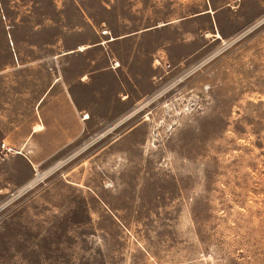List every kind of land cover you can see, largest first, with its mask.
Returning <instances> with one entry per match:
<instances>
[{
  "label": "rangeland",
  "instance_id": "374dc122",
  "mask_svg": "<svg viewBox=\"0 0 264 264\" xmlns=\"http://www.w3.org/2000/svg\"><path fill=\"white\" fill-rule=\"evenodd\" d=\"M145 28L147 95L95 105L107 122L38 168L9 154L37 87L22 64ZM0 264H264V0H0Z\"/></svg>",
  "mask_w": 264,
  "mask_h": 264
},
{
  "label": "crops",
  "instance_id": "0c3cea01",
  "mask_svg": "<svg viewBox=\"0 0 264 264\" xmlns=\"http://www.w3.org/2000/svg\"><path fill=\"white\" fill-rule=\"evenodd\" d=\"M206 10L197 14L205 13ZM153 34L151 28H145L120 37L110 36L106 40L102 35L98 42L84 44L89 46L83 51H78L77 47L75 50L67 49L57 54L54 58L63 57L56 64L47 61L45 65L42 59L22 64L28 75H35L37 87L29 88L28 99L32 116L21 128L20 141L12 143L15 138L13 131L6 132L4 129V147L8 148L9 154H17L25 158L33 168H38L47 159L76 141L82 132L93 131L107 122L106 116L94 114L95 105L108 108L118 105L128 108L135 105L140 97L149 93L154 77L152 69L156 60L162 58L157 57L155 43L148 48L143 47V43ZM119 44L131 46L127 52L119 53L115 50ZM94 45L106 49L107 60L102 66L80 72L79 67L74 66V52H85ZM93 62L95 63L92 60L90 64ZM114 62H118V65L112 67ZM45 66H49L51 71H47ZM10 67L14 68L13 62ZM103 75L113 79L111 86L101 82ZM84 114L86 116L82 118ZM35 123H41L42 129L34 130ZM20 148L22 149L18 152Z\"/></svg>",
  "mask_w": 264,
  "mask_h": 264
},
{
  "label": "bare ground",
  "instance_id": "6f19581e",
  "mask_svg": "<svg viewBox=\"0 0 264 264\" xmlns=\"http://www.w3.org/2000/svg\"><path fill=\"white\" fill-rule=\"evenodd\" d=\"M217 36H218V34H217ZM79 48H84V46H80ZM42 127H43V125L37 123L34 125V130H40V129H42Z\"/></svg>",
  "mask_w": 264,
  "mask_h": 264
},
{
  "label": "built area",
  "instance_id": "2783aa9c",
  "mask_svg": "<svg viewBox=\"0 0 264 264\" xmlns=\"http://www.w3.org/2000/svg\"><path fill=\"white\" fill-rule=\"evenodd\" d=\"M157 62H159L158 60H156ZM161 63V62H160ZM159 63V64H160ZM118 65V62H114L111 66L113 67V66H117ZM166 65V67H169L170 66V64L169 63H166L165 64ZM86 116V114H84L83 116H82V118L83 117H85ZM4 147V146H3ZM7 150H8V148H6ZM35 173H36V170H35Z\"/></svg>",
  "mask_w": 264,
  "mask_h": 264
}]
</instances>
